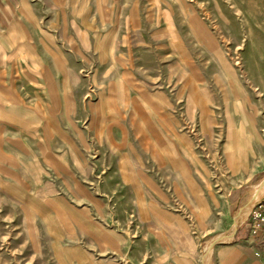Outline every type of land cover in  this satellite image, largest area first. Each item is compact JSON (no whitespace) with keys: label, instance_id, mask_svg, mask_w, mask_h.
Listing matches in <instances>:
<instances>
[{"label":"rangeland","instance_id":"374dc122","mask_svg":"<svg viewBox=\"0 0 264 264\" xmlns=\"http://www.w3.org/2000/svg\"><path fill=\"white\" fill-rule=\"evenodd\" d=\"M0 88V264H212L264 197V0H0Z\"/></svg>","mask_w":264,"mask_h":264},{"label":"crops","instance_id":"0c3cea01","mask_svg":"<svg viewBox=\"0 0 264 264\" xmlns=\"http://www.w3.org/2000/svg\"><path fill=\"white\" fill-rule=\"evenodd\" d=\"M0 93L2 92L0 91ZM3 100V96L0 97V138L6 134V122L11 120L12 112L11 108H6L2 102ZM241 187L239 186L237 190L241 189ZM231 193L232 190H230L229 195ZM241 196L242 194L238 198L234 197L233 202L240 204L243 200H240ZM252 207L253 205L249 207V211L244 217L241 215L242 219L240 218L237 228L230 233L232 239L212 248V264H263V257L255 255L257 246L251 242L248 236V215ZM260 248L264 256V247Z\"/></svg>","mask_w":264,"mask_h":264},{"label":"built area","instance_id":"2783aa9c","mask_svg":"<svg viewBox=\"0 0 264 264\" xmlns=\"http://www.w3.org/2000/svg\"><path fill=\"white\" fill-rule=\"evenodd\" d=\"M248 236L251 242L257 246L255 255L257 257H263L264 264V256L260 248L264 247V197L259 199L249 212Z\"/></svg>","mask_w":264,"mask_h":264},{"label":"water","instance_id":"95a60500","mask_svg":"<svg viewBox=\"0 0 264 264\" xmlns=\"http://www.w3.org/2000/svg\"><path fill=\"white\" fill-rule=\"evenodd\" d=\"M257 202V201H256ZM256 204V203H255ZM215 244H221L223 243L222 241H214Z\"/></svg>","mask_w":264,"mask_h":264}]
</instances>
